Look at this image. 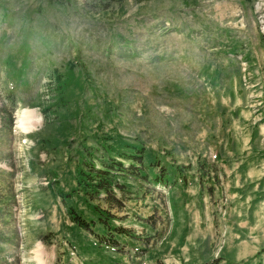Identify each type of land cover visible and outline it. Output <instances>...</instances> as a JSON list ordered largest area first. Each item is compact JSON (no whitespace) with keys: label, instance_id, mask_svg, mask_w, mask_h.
<instances>
[{"label":"rangeland","instance_id":"rangeland-1","mask_svg":"<svg viewBox=\"0 0 264 264\" xmlns=\"http://www.w3.org/2000/svg\"><path fill=\"white\" fill-rule=\"evenodd\" d=\"M0 264H264V0H0Z\"/></svg>","mask_w":264,"mask_h":264},{"label":"trees","instance_id":"trees-1","mask_svg":"<svg viewBox=\"0 0 264 264\" xmlns=\"http://www.w3.org/2000/svg\"><path fill=\"white\" fill-rule=\"evenodd\" d=\"M140 1H143V0H140ZM66 77V76H65ZM55 81H56V83H55V86H54V89L57 91V90H59L60 89V87L63 85V84H65L64 83V81L61 83V81H60V77H59V75H57L56 76V78H55ZM66 81H67V78H66ZM59 97V96H58ZM64 98V99H63ZM62 100V102H64L65 101V103H66V98L65 97H60L57 101H53L52 102V105H56V104H58V103H61L60 101ZM47 108V107H46ZM46 108H43V109H41V112H42V115H43V117H45V109ZM43 141V140H42ZM42 144V143H41ZM110 149H111V146L109 147ZM134 149H136L137 147L136 146H134L133 147ZM131 151V150H130ZM118 154H122L121 152H119ZM122 156V155H121ZM134 157H135V154L132 152V153H130L129 152V154H126L123 158L124 159H126V160H130V161H132L133 159H134ZM109 164V166L111 167V168H115V170H117L116 172H114V171H111V170H108V169H101V171L103 172V173H106V175H104V176H102V175H99L100 176V183H98L99 185H100V187H104V189L106 188V186H104V185H107L108 184V180L106 179L107 177H109L112 181H110V183H114L111 187H113L114 185H115V183H116V177L117 176H119V175H122V176H124L125 177V174H121V173H119V172H122L123 170H124V168H122L123 167V163H121L120 161H116V162H110V163H108ZM129 165H131V163H129ZM154 165H155V163H154V161H149L147 164H146V166H145V168H146V171L145 172H147L148 170H150V171H152L153 172V175L152 176H155L156 178H158V181L157 182H163V184L164 183H166V182H169V180H170V175L171 174H169L168 173V175L166 176V174H167V172H165L164 173V175L162 176L163 178H159V176L157 177V175H156V173H155V171H156V168L154 167ZM117 166H120V167H117ZM131 166H133V165H131ZM143 170L144 169H142V170H140V172L143 174ZM171 171V170H170ZM171 172H173V171H171ZM126 176H128V175H126ZM165 176H166V178H165ZM155 181V180H154ZM79 183H80V181H79ZM170 183V182H169ZM69 213H70V211H69ZM70 218H71V221H73V222H75V223H77L78 225H81V226H84V225H86V220L85 219H83L81 216H79L77 213H74L73 214V211H72V215H70Z\"/></svg>","mask_w":264,"mask_h":264},{"label":"bare ground","instance_id":"bare-ground-1","mask_svg":"<svg viewBox=\"0 0 264 264\" xmlns=\"http://www.w3.org/2000/svg\"><path fill=\"white\" fill-rule=\"evenodd\" d=\"M34 110L32 109H22L21 111L17 112V127L23 131H29L31 128L39 124L40 117L33 115Z\"/></svg>","mask_w":264,"mask_h":264}]
</instances>
